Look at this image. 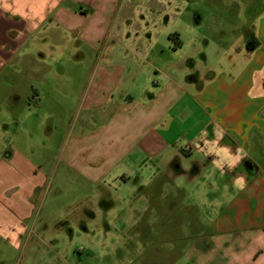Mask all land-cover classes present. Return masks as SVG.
Here are the masks:
<instances>
[{
	"label": "crops",
	"instance_id": "0c3cea01",
	"mask_svg": "<svg viewBox=\"0 0 264 264\" xmlns=\"http://www.w3.org/2000/svg\"><path fill=\"white\" fill-rule=\"evenodd\" d=\"M116 1V14L122 13L123 21L137 14L123 0H0V74L22 73L25 56L45 66L39 60L48 57L43 51L48 41L60 49L52 54L57 61L65 41L73 45L77 60L86 57L74 55L80 46L91 56L93 51V67H76L74 85L71 80L44 89L27 80L28 107L46 105L63 114L64 109L75 108L62 135L58 160L93 185L119 178L126 190L136 189V197L130 196L126 203L144 205L137 210L138 217L159 208L168 226V219H177V203L185 197L181 189L188 191L187 199L200 204L199 232L191 233L180 255L169 254L178 249L153 247L155 253H168L163 259L156 256V264H264V0L258 1L260 11L249 12L239 22L238 52L221 53L217 66L204 71L203 80L186 79L193 66L187 69L185 63L194 55L182 50L196 43V36L159 30L160 16L149 24L138 15L141 28L128 25L131 30L119 32L118 23L108 25L107 17ZM170 14H178L176 7ZM191 20L200 23L202 12L195 11ZM187 27L192 29L190 23ZM126 41L140 46L115 49ZM38 44L37 51L33 46L28 53L20 50ZM25 68L21 75L33 76L32 65L26 63ZM10 97L8 105L15 106L21 98L16 90ZM51 115L53 111L48 118L59 129L64 117ZM4 116L7 121L0 118V238L17 247L33 215L34 192L46 173L42 163L34 162L31 132L16 142L13 134L6 135V123L15 118ZM53 130L51 126L45 132ZM223 148L231 157H240L234 167L220 153ZM196 191L198 197L193 198Z\"/></svg>",
	"mask_w": 264,
	"mask_h": 264
},
{
	"label": "rangeland",
	"instance_id": "374dc122",
	"mask_svg": "<svg viewBox=\"0 0 264 264\" xmlns=\"http://www.w3.org/2000/svg\"><path fill=\"white\" fill-rule=\"evenodd\" d=\"M258 1L262 2L261 0H123L124 6L129 5L137 10L133 18L125 21L122 20V13L116 14L115 10L119 3L116 1L115 9L107 15L108 25L112 21L118 23L115 24V29L119 32L131 30L126 27L128 25L137 30L143 25L139 22L141 20L138 15L143 16L144 22L149 24L155 23L160 16V22L156 24L160 25L159 30L168 28L172 35L180 31L183 32V37L196 36L198 41L185 46L182 50V53L194 55L185 63L187 69L193 66L186 79L197 80L200 77L203 80L204 71L207 67L217 66L216 60L221 53L238 52L241 46L238 36L242 32L238 28L239 22L249 12L261 10ZM173 7L178 11L175 18L170 14ZM195 11H201L203 14V20L198 24H193L191 20ZM169 15L172 18L165 23ZM121 20L123 22L119 24ZM189 23L192 29L187 27ZM206 39L209 40V44ZM112 43L109 46H112ZM57 46L50 41L43 46V51L48 57L46 61H39L45 62V66L39 62L36 64L25 56L24 65L20 66L24 68L22 73L12 75L6 70L0 74V118L2 121H7L4 115L6 119L15 118L13 122L6 123V135L13 134V140L16 139V142L20 143L23 142L21 139L31 132L35 152L34 162L36 165L42 163L41 167L46 173L41 188L34 192L33 215L32 218L27 219V227L23 231L20 244L17 247L12 246L0 238V264H156L159 263L157 257L163 259V255L168 253H155L152 251L153 247L174 249V251L178 249V252L169 254L180 255V247L187 245L191 233L199 232L200 227V220L196 218L200 214V204L192 203L187 199V196L191 195L186 189H181L185 197L181 199V203H177V219H168L171 223L168 226L167 216L165 212L163 215L159 208L157 213L147 211L138 217L137 210L142 209L144 205L138 201L131 203L132 205L126 203L130 196L136 197V189H133L134 193L130 189L126 190L121 186L119 178L110 175L112 177L106 184L93 185L82 180L75 173H70L63 161L58 160L62 135H65L74 117L75 108H66L63 114L61 109L58 112L54 107L46 105L42 108H36L33 104L28 107L25 101L29 89L27 80H33L32 85L37 88L43 86L44 89L57 86L59 82L66 84L75 79L73 76L76 67L81 69L93 67L95 59L92 58L95 57L93 51L91 56L84 46H80L79 51L74 55L81 57L86 54L85 60L75 59L72 55L73 45L65 41L64 45H61L64 47L62 51L64 56H60L57 61L53 58V55L56 56L60 51ZM137 46L140 45L128 44L126 41L125 45L117 44L115 49L122 48L124 51L127 47L130 51ZM31 47L37 51L38 49L35 48L40 45L36 47L24 45L20 50L28 53V48ZM99 53L100 51L97 55ZM26 63L34 68L29 69L35 71L33 76H28L31 78L21 75L25 74ZM46 69L48 72L45 73ZM82 79L83 77H80V81ZM75 83L76 80H72V84ZM14 90L20 95V101L16 106L13 103L8 105ZM52 111L54 117L63 114L64 118L59 123V129H55L56 124L54 125L51 118H48V114ZM51 126L54 129L53 133L45 132ZM50 137L52 140H49ZM45 147L49 149L45 150ZM181 161L183 166L187 167L188 162L184 158ZM130 183L133 184V180ZM195 197H198L197 191L193 193V198ZM159 207H163V204H159ZM4 224L9 225V222ZM149 233L151 236H148Z\"/></svg>",
	"mask_w": 264,
	"mask_h": 264
},
{
	"label": "clouds",
	"instance_id": "9594fccd",
	"mask_svg": "<svg viewBox=\"0 0 264 264\" xmlns=\"http://www.w3.org/2000/svg\"><path fill=\"white\" fill-rule=\"evenodd\" d=\"M220 153H222L223 156L225 157V159H226L227 161L230 162V163H229V166H230V167H234L235 164L239 162L240 157H239V156H237V157H235V158L231 157V156L229 155V149H227V148H223V149H221V150H220ZM238 183L240 184L241 187H243V179H242V178H240V179L238 180Z\"/></svg>",
	"mask_w": 264,
	"mask_h": 264
}]
</instances>
